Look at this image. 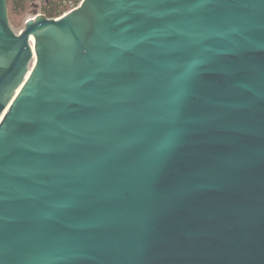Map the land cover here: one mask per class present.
<instances>
[{"label":"water","instance_id":"95a60500","mask_svg":"<svg viewBox=\"0 0 264 264\" xmlns=\"http://www.w3.org/2000/svg\"><path fill=\"white\" fill-rule=\"evenodd\" d=\"M4 110L0 264H264V0H0Z\"/></svg>","mask_w":264,"mask_h":264},{"label":"trees","instance_id":"16d2710c","mask_svg":"<svg viewBox=\"0 0 264 264\" xmlns=\"http://www.w3.org/2000/svg\"><path fill=\"white\" fill-rule=\"evenodd\" d=\"M39 2V9L48 18H56L76 7L80 0H7L8 18L14 14H21L35 2Z\"/></svg>","mask_w":264,"mask_h":264},{"label":"rangeland","instance_id":"374dc122","mask_svg":"<svg viewBox=\"0 0 264 264\" xmlns=\"http://www.w3.org/2000/svg\"><path fill=\"white\" fill-rule=\"evenodd\" d=\"M38 13H41V12L39 9V2L36 1L35 4L27 8L24 13L11 15L10 16V26L16 33H18L21 29H23L27 18L33 17Z\"/></svg>","mask_w":264,"mask_h":264},{"label":"bare ground","instance_id":"6f19581e","mask_svg":"<svg viewBox=\"0 0 264 264\" xmlns=\"http://www.w3.org/2000/svg\"><path fill=\"white\" fill-rule=\"evenodd\" d=\"M30 41L33 42V41H34V38L31 37V38H30ZM32 49H34V48H33V44H32ZM34 53H35V52H34ZM5 110H6V109H5ZM5 110H4V111L2 112V114L0 115V121H1V119H2V117H3V114L5 113Z\"/></svg>","mask_w":264,"mask_h":264},{"label":"built area","instance_id":"2783aa9c","mask_svg":"<svg viewBox=\"0 0 264 264\" xmlns=\"http://www.w3.org/2000/svg\"><path fill=\"white\" fill-rule=\"evenodd\" d=\"M80 2H81V0H80ZM80 2H79V3H80ZM78 6H79V4H78L76 7H78ZM76 7H74V8H76ZM74 8H73V9H74ZM71 10H72V9H71Z\"/></svg>","mask_w":264,"mask_h":264}]
</instances>
